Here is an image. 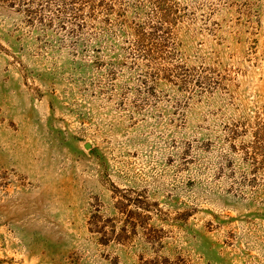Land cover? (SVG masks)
<instances>
[{
	"label": "rangeland",
	"instance_id": "1",
	"mask_svg": "<svg viewBox=\"0 0 264 264\" xmlns=\"http://www.w3.org/2000/svg\"><path fill=\"white\" fill-rule=\"evenodd\" d=\"M0 264H264V0H0Z\"/></svg>",
	"mask_w": 264,
	"mask_h": 264
},
{
	"label": "water",
	"instance_id": "2",
	"mask_svg": "<svg viewBox=\"0 0 264 264\" xmlns=\"http://www.w3.org/2000/svg\"><path fill=\"white\" fill-rule=\"evenodd\" d=\"M86 147H90V143L89 142L86 143Z\"/></svg>",
	"mask_w": 264,
	"mask_h": 264
}]
</instances>
